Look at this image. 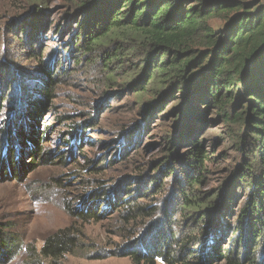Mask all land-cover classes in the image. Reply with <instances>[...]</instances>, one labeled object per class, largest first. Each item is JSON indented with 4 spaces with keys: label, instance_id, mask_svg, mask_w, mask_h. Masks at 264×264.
Wrapping results in <instances>:
<instances>
[{
    "label": "rangeland",
    "instance_id": "rangeland-1",
    "mask_svg": "<svg viewBox=\"0 0 264 264\" xmlns=\"http://www.w3.org/2000/svg\"><path fill=\"white\" fill-rule=\"evenodd\" d=\"M80 4L0 0V264H149L133 260L131 253L140 250L160 251L175 264H191L192 257L226 264L206 260L204 237L185 245L212 230L208 222L197 224L200 211L184 203L197 198L210 206L229 190L244 162L236 136L245 127L178 89L135 87L141 49L108 63L112 41L91 50L77 46ZM36 14L43 17L31 30L25 22ZM211 23L215 30L223 24ZM38 102V115H28ZM22 133L34 134L36 142ZM196 142L211 156L201 171L187 163ZM233 191V211L214 217L228 227L223 252L244 234L238 219L247 189ZM87 208L98 215L80 217ZM61 231L77 246L59 258L45 257V240ZM249 244L245 240L243 248L251 255ZM263 256L264 242L257 260ZM243 257L240 264L247 263ZM154 264L168 263L159 256Z\"/></svg>",
    "mask_w": 264,
    "mask_h": 264
},
{
    "label": "trees",
    "instance_id": "trees-1",
    "mask_svg": "<svg viewBox=\"0 0 264 264\" xmlns=\"http://www.w3.org/2000/svg\"><path fill=\"white\" fill-rule=\"evenodd\" d=\"M261 1L77 0L81 3L75 29L77 46L91 50L112 41L115 48L107 56L108 63L129 59L126 55H136L137 49H141L142 58L137 68L142 74L133 83L135 87L141 90L145 89V84L157 83L166 86L171 93L178 89L179 93L193 97L195 103L212 104L223 109L228 120L245 127L244 133L236 136L240 150L244 151V162L233 173L234 181L229 190H224V194L210 206H205V202L197 198L187 197L184 203V206L200 211L194 218L197 224L210 223V233L204 234L203 229L192 242L185 241L186 246H195L202 237L206 238L201 249L208 252L206 260L209 262L224 259L226 264H240L238 255H241L247 260L246 264H264V256L257 260L264 242V4H260ZM41 17L36 14L25 22V26L31 30L38 27L37 19ZM215 19L223 23L219 30H215L211 23ZM24 27L21 26V32L26 30ZM124 43L131 47L124 48ZM43 90L45 97L49 98L51 88L46 86ZM39 103L34 104L29 114L28 108L26 115H38L36 105ZM29 134L19 136L24 135L35 143L34 134ZM176 146L171 143L172 153ZM2 155L0 141V158ZM210 157L196 142L187 163L201 171ZM199 181L200 176L195 182ZM236 186L247 189L248 198L238 219V228L243 229L244 234H239L235 242L233 239L229 249L223 252L221 244L228 227L220 220L219 225L214 217H222L226 212L230 215L233 211ZM204 206L207 210L203 212ZM78 215L86 219L98 214L87 208ZM245 240L250 241L249 248L254 254H245ZM76 243L74 237L61 231L45 240L41 253L56 259L65 251L71 252ZM131 256L136 262L145 260L149 264H154V259L162 256L168 264H175L170 256L160 251L151 254L140 250ZM192 261L188 263L201 264Z\"/></svg>",
    "mask_w": 264,
    "mask_h": 264
}]
</instances>
